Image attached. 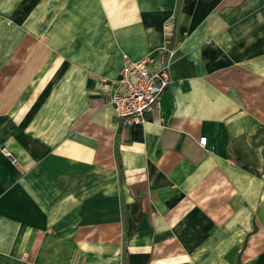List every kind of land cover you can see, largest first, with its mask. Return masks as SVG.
Returning <instances> with one entry per match:
<instances>
[{"label": "crops", "instance_id": "1", "mask_svg": "<svg viewBox=\"0 0 264 264\" xmlns=\"http://www.w3.org/2000/svg\"><path fill=\"white\" fill-rule=\"evenodd\" d=\"M167 45L120 126L100 79ZM1 147L0 264H264V0H0Z\"/></svg>", "mask_w": 264, "mask_h": 264}, {"label": "built area", "instance_id": "2", "mask_svg": "<svg viewBox=\"0 0 264 264\" xmlns=\"http://www.w3.org/2000/svg\"><path fill=\"white\" fill-rule=\"evenodd\" d=\"M166 28L171 30V25H166ZM166 34L171 36L170 31ZM174 59L175 50L168 45L159 49L156 56H146L137 61L123 54L119 77L110 84L101 80L100 89L108 93L109 103L120 126L140 125L155 118L161 97L173 82L170 69ZM199 143L205 145L206 137H201ZM0 151L11 164L16 163L5 147H1Z\"/></svg>", "mask_w": 264, "mask_h": 264}, {"label": "rangeland", "instance_id": "3", "mask_svg": "<svg viewBox=\"0 0 264 264\" xmlns=\"http://www.w3.org/2000/svg\"><path fill=\"white\" fill-rule=\"evenodd\" d=\"M52 56V58H53V61L52 62H50L51 63V65H54V64H56L57 63V58L55 57V55H51ZM21 62H24V60H22ZM51 70H46L45 72H42V77H44V74L46 75V79H48V77H50V75H51ZM102 79H104V78H101L100 80H102ZM105 80V79H104ZM117 120V119H116ZM118 122V121H117Z\"/></svg>", "mask_w": 264, "mask_h": 264}, {"label": "trees", "instance_id": "4", "mask_svg": "<svg viewBox=\"0 0 264 264\" xmlns=\"http://www.w3.org/2000/svg\"><path fill=\"white\" fill-rule=\"evenodd\" d=\"M215 1H218V0H215ZM126 264V263H125Z\"/></svg>", "mask_w": 264, "mask_h": 264}]
</instances>
